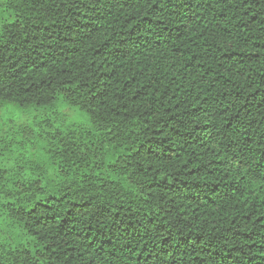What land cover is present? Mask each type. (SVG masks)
<instances>
[{"label": "trees", "instance_id": "16d2710c", "mask_svg": "<svg viewBox=\"0 0 264 264\" xmlns=\"http://www.w3.org/2000/svg\"><path fill=\"white\" fill-rule=\"evenodd\" d=\"M0 264H264V0H0Z\"/></svg>", "mask_w": 264, "mask_h": 264}]
</instances>
